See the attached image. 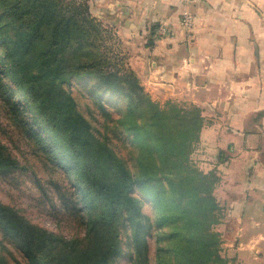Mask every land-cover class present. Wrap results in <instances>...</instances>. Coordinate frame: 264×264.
Returning a JSON list of instances; mask_svg holds the SVG:
<instances>
[{"label":"trees","instance_id":"1","mask_svg":"<svg viewBox=\"0 0 264 264\" xmlns=\"http://www.w3.org/2000/svg\"><path fill=\"white\" fill-rule=\"evenodd\" d=\"M102 31L85 1L0 0V108L50 173L53 214L73 230L52 232L0 199V264H116L124 243L129 264H151L149 234L155 264H233L214 228L218 176L193 158L200 109L153 100L113 64ZM85 78L124 107L80 110L69 85ZM23 168L0 143V175Z\"/></svg>","mask_w":264,"mask_h":264},{"label":"crops","instance_id":"2","mask_svg":"<svg viewBox=\"0 0 264 264\" xmlns=\"http://www.w3.org/2000/svg\"><path fill=\"white\" fill-rule=\"evenodd\" d=\"M95 4L116 14L145 89L161 103L200 109L204 125L193 158L218 176L214 228L222 255L233 264H264V0ZM184 10L194 14L189 25ZM158 22L168 31L155 38Z\"/></svg>","mask_w":264,"mask_h":264},{"label":"rangeland","instance_id":"3","mask_svg":"<svg viewBox=\"0 0 264 264\" xmlns=\"http://www.w3.org/2000/svg\"><path fill=\"white\" fill-rule=\"evenodd\" d=\"M79 1H85L89 6L91 15L96 18L97 21H99L100 27L103 29L101 32V36L103 38L101 44L103 50L109 53L113 64H116L115 66L122 70L133 71L130 66L126 44L124 43L123 38L118 35V28L116 27L118 22L115 19L116 14L105 12L106 6L104 4H95V0ZM195 1L197 0H185V3H192ZM118 10L121 11V7H118ZM103 14L104 16L102 17ZM186 14L194 15L192 11L184 10L181 16L183 17ZM159 23L161 22H158L155 27L159 25ZM154 34L155 33H153V35ZM156 37L158 36L155 34V38ZM92 84L93 82L90 78H85L74 80L69 85L73 94L78 100L80 110L86 112L87 114L86 105L88 102L90 103L91 107L92 103L97 106L99 103H102V105H104L106 109L111 112H116V110L120 108L122 109L124 107V103L121 99L111 97L107 93L93 90V87L91 86ZM145 91L161 106H166L168 102H171L168 101L166 103H161L160 101L156 100L148 90L145 89ZM190 107L192 108L193 105ZM0 143L8 145L12 153L19 160L20 165L24 167L21 171L17 170L15 172L0 175V199L3 202L19 209V212L24 214L33 223L52 232H61L64 235H72L73 230L71 226L63 221H60L59 218L53 214V204L57 206L58 199H60V194L58 189H55L52 183L50 184V173L41 163L37 155L31 151V148L27 142L22 139L17 130L9 123L7 118L3 115L1 108ZM127 143L132 142H130L128 139ZM199 151L203 150L200 148ZM199 151L195 153L196 156H201ZM195 164L198 166V168L202 169L201 162L195 160ZM52 179L55 180L54 177ZM135 194L144 200L142 207L143 212L153 217L155 215L154 204L150 203L149 201H145V196L139 190H137ZM147 238L149 240L148 244L150 250V263L155 264V252L157 248L156 236L149 234ZM8 247H10L12 250V254H7L11 261H13L12 256L21 259V255L17 250L13 249L11 246ZM127 251H129L128 246L126 243H124L123 254H121V256L116 259V264L130 263V259L126 254ZM0 252L5 254L4 250L1 248Z\"/></svg>","mask_w":264,"mask_h":264},{"label":"built area","instance_id":"4","mask_svg":"<svg viewBox=\"0 0 264 264\" xmlns=\"http://www.w3.org/2000/svg\"><path fill=\"white\" fill-rule=\"evenodd\" d=\"M192 18L193 17L190 14H186L183 16V20L186 25H189L191 23ZM167 31H168L167 27L162 23H159V25L155 27V34L157 36L164 35Z\"/></svg>","mask_w":264,"mask_h":264}]
</instances>
